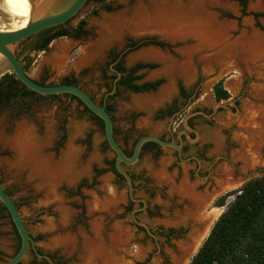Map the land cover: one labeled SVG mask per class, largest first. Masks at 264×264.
<instances>
[{
  "label": "rangeland",
  "instance_id": "1",
  "mask_svg": "<svg viewBox=\"0 0 264 264\" xmlns=\"http://www.w3.org/2000/svg\"><path fill=\"white\" fill-rule=\"evenodd\" d=\"M138 1L147 0H102L100 4L87 1L65 25L70 32L79 21H83L84 34L78 40L60 37L52 40L46 46V51H20L23 47L31 46V42L25 40L18 45L16 51L22 69L37 83L51 86L62 84L63 79L74 80L75 86L86 91L97 105L104 96H111L106 99V103L110 107L114 139L128 153L134 142L147 134H160L167 138L169 133L172 137L184 130L189 139L193 137L191 142L186 140L188 144L185 151L179 155H175L170 148L161 147L156 151L143 149L136 163L123 167L131 177L133 197L144 200L149 209L135 212L134 219L147 226L155 237L152 239L141 227L133 223L130 212L138 208V205L128 201L124 181L116 178L110 170L109 164L114 156L105 144L102 128L76 99L67 95L33 94L1 103L0 131L4 135H12L18 124L26 122L33 128L34 135L44 137L49 122L53 133L52 140L50 146L44 147L43 154L47 153L58 159L67 144H70L74 153L76 152L72 159L74 165L58 173L57 196L70 217L68 226L64 228L59 224L60 213L55 207L43 203V194L33 190L32 185L23 177H17L2 165L5 160L11 158V153L0 146V183L16 206L27 232L34 240L35 248L40 254L49 256L54 264H86L78 250L63 249L55 242V238L66 234L78 236L80 232L89 233L94 224L103 227L102 233L106 237L119 230L121 234L127 232L129 239L120 264H171L170 251L176 252L171 241L185 240L189 232L185 243L194 241L197 239L195 230L198 224L205 222L203 232L206 223L210 221L203 240L233 196L227 195L221 207L214 206L216 199L238 189L242 183L264 174V146L248 151L235 140L240 116L242 118L247 108L252 107L254 117L261 118L264 122V72L261 70L226 68L225 71H221L220 67L204 70L199 62L201 51H195L193 70L191 69L187 76L181 75L176 70L181 58L179 50L191 45V41L172 42L156 34H146L139 38L124 35L119 42H113L103 49L99 58L89 64L77 66V62L84 57L86 48L99 40L98 29L103 21L107 23L106 30L110 28L111 30L107 31L113 33L116 25L106 21L130 11ZM221 3L223 7L216 8L215 12L222 22L233 25L229 32L232 40L242 34L246 38L255 34L244 29L245 25H249L244 17L240 20L239 30L235 33V18L250 17L253 14L264 16L262 0H246L243 8L230 0H221ZM254 4H259V9H254L252 7ZM259 22L263 26L264 18H259ZM146 37L160 42L162 49L148 43L136 46L140 39ZM129 40L135 43L134 49L119 51ZM149 49L157 50L165 59L131 61L138 59L133 56ZM119 52L123 53L121 65L125 71L136 64L145 66L136 71L135 76L138 79L132 84L140 86L144 83H155L152 89L132 91L127 87L118 86L114 93L116 78L113 80L106 78L111 74L107 65V55ZM56 54L61 55L57 63L53 60ZM218 81L222 82L229 96L228 100L218 102L221 107H215L217 103L214 102L212 94V86ZM110 87L112 89L108 91ZM180 90L189 96L186 102L179 96ZM110 92L112 93L109 94ZM172 106L178 110L169 117L165 112ZM196 112H201L204 116L194 114L188 118L190 123L186 121V125L194 130L197 136L182 125L185 116ZM29 134L32 135L27 131L25 134L27 138ZM176 139L177 136H174L172 140L176 142ZM160 163L164 164L169 173L179 172L175 179L176 183L187 173L189 182L197 183V192L195 185H192L196 194L206 196V193L198 192L208 190L207 193L211 196L220 191L218 181L227 170L238 184L221 190L216 198L208 200L200 210L198 222L181 224L175 221V217L186 210L189 201L181 199L175 193L173 195L171 187L169 188L163 181L157 182L158 180L153 179L151 175L153 169L163 167ZM108 187L113 189L108 190ZM112 196L115 198H111ZM106 199L113 200L115 206L117 202L115 210L108 211L111 209L109 206L106 207V204L110 200ZM103 201L105 202L102 203ZM125 205L130 207L128 212L121 210ZM47 225L52 228L46 229ZM188 225L191 226V231ZM169 230L171 236L167 234ZM173 237L175 238L171 239ZM202 240L200 239L194 250ZM18 245L19 240L9 217L0 206V264H7ZM18 264L47 263L28 250Z\"/></svg>",
  "mask_w": 264,
  "mask_h": 264
},
{
  "label": "bare ground",
  "instance_id": "2",
  "mask_svg": "<svg viewBox=\"0 0 264 264\" xmlns=\"http://www.w3.org/2000/svg\"><path fill=\"white\" fill-rule=\"evenodd\" d=\"M220 7H223L221 0L138 1L130 11L106 21L116 25L113 33L107 31L110 28L106 30L107 23L103 21L98 29L99 40L86 48L85 55L77 62V66L89 64L99 58L103 49L113 42H119L124 35L139 38L146 34H156L172 42L191 41V45L179 50L181 58L176 70L181 75L190 74L195 51H201L199 62L204 70L220 67L221 71H225L226 68L236 67L244 71L261 70L263 73L264 39L255 33L249 38L242 34L239 38L232 40L229 32L233 25L222 22L215 12V9ZM252 7L259 9V4H254ZM60 57V54H56L54 62H59ZM139 57L146 60L165 59L154 49L143 51ZM251 109L252 107L247 108L242 118L240 116L235 138L248 151L264 146V122L261 118L254 117ZM27 131L32 134H29L28 138L25 135ZM34 134L33 128L26 122L18 124L12 135L7 136L0 131V146L11 153V158L5 160L2 165L17 177H23L29 185H32L33 190L40 191L43 194V203L52 205L60 213L59 224L65 228L68 226L70 217L57 196L58 173L74 165L72 159L76 152L74 153L70 144H67L58 159H54L50 154H43L44 147L50 146L52 140L53 133L49 122L44 137H37ZM248 139L250 141L247 142ZM223 175L218 181V190L223 191L237 186L238 183L229 175V172L225 171ZM152 177L167 183L173 193L189 201L186 210L175 217L176 222L182 224L198 222L201 216L200 210L207 195L194 193V188L186 179L182 180L180 185H176L163 167L153 169ZM108 206L110 209L114 208L113 200L108 201L106 207ZM204 224L205 222L202 221L195 230L197 239L185 243L180 255L174 257L175 264H181L184 256L199 240L204 232H202ZM51 228L50 225L46 226L48 230ZM120 232L121 230L113 232V235L106 237L102 233L100 224H94L89 233L80 232L78 236L66 234L54 240L65 250H78L86 264H120L129 239L127 232L122 234Z\"/></svg>",
  "mask_w": 264,
  "mask_h": 264
},
{
  "label": "water",
  "instance_id": "3",
  "mask_svg": "<svg viewBox=\"0 0 264 264\" xmlns=\"http://www.w3.org/2000/svg\"><path fill=\"white\" fill-rule=\"evenodd\" d=\"M87 1L88 0H0V77L6 73L12 74L24 89L31 91L36 95H67L73 97L90 114L101 121L105 144L114 156V170L116 174H118L123 179L129 200L131 202H139L142 204L141 207L135 208L130 212V217L134 224L141 227L145 231V233L152 239H155L154 235L149 232L145 224L134 219V213L143 211L146 208V202L142 199H136L133 197L134 188L132 185V180L130 175L123 167L132 165L138 161L140 152L145 143H153L158 147L170 148L174 150L177 155H179L182 147V139L180 135H184L186 140L191 142V140H189V138L187 137L186 131L183 130L177 134V143H175L172 139L169 141H165L153 135H143L134 142L130 154L126 155L114 139L112 119L106 112L104 105H97L82 89L72 84L47 86L36 83L26 75L16 56V51L20 43L45 29L65 24L82 9ZM151 41H153L151 38L146 37L140 39L136 43V46L149 43ZM154 47L158 48L157 46ZM118 78L119 73H117V77L115 80H117ZM111 93L112 92H110L109 94ZM215 107H221V105L217 103L215 104ZM214 110L215 109H213V111ZM194 114H200L204 116V114L201 112L187 115L183 118L182 125L186 130L193 132L195 136H197V133L194 130L188 128L186 125L187 119ZM171 120L172 118H170V121ZM218 192L221 193V191ZM218 192L213 193L205 201V203L214 197L216 198V196L219 195ZM0 204L6 211L19 240L18 249L7 261V264H18L28 250H30L35 257L44 260L47 264H54L49 256L40 254L35 248L33 238L27 232L24 221L19 216L16 206L3 189L1 183ZM208 224L209 222L206 223V228L203 234L200 236L199 240L193 244V246L191 247L192 249L184 256L183 262L181 264H189L191 258L197 252L198 248L209 233L207 232L206 237L202 240L205 231L208 229ZM188 226L191 231V226ZM189 234L190 232L188 233V236ZM188 236L184 238L185 240H179L175 242L171 241V244L176 249V252H174L173 250L170 251L171 264H175L174 257L180 255L181 248L187 241ZM174 238L175 237L171 239ZM200 239L202 240L201 244L196 250H194ZM156 253H158V250Z\"/></svg>",
  "mask_w": 264,
  "mask_h": 264
},
{
  "label": "trees",
  "instance_id": "4",
  "mask_svg": "<svg viewBox=\"0 0 264 264\" xmlns=\"http://www.w3.org/2000/svg\"><path fill=\"white\" fill-rule=\"evenodd\" d=\"M89 1H94L95 4L102 3V0ZM235 1H238L242 8L245 6L246 0ZM262 1L264 3V0ZM82 26L83 21H79L74 37L83 34ZM47 32L43 31L35 36L36 38H43V41L37 47L45 48L52 40L68 36L66 30H60L46 36ZM148 44L162 47L161 43L154 40ZM143 67L145 66L137 64L131 72ZM119 70L122 71L123 68L119 67ZM137 79V77L129 75L126 78L125 86L134 91L149 90L155 86V83H145L140 86L133 85L132 82ZM212 94L216 103L229 97L221 81L212 86ZM27 95H33V93L24 89L12 74L6 73L0 77V105L13 98ZM105 110L109 113L108 109L105 108ZM90 115L102 128L101 121L92 114ZM148 144L151 143H145L142 149ZM152 146L155 145L152 144ZM110 164L112 172L116 174L112 165L113 162ZM229 194L233 196L232 200L226 204L225 209L212 225L207 237L191 258L189 264H264V174L246 181L234 191L221 195L214 202V206H223L225 198Z\"/></svg>",
  "mask_w": 264,
  "mask_h": 264
},
{
  "label": "flooded vegetation",
  "instance_id": "5",
  "mask_svg": "<svg viewBox=\"0 0 264 264\" xmlns=\"http://www.w3.org/2000/svg\"><path fill=\"white\" fill-rule=\"evenodd\" d=\"M89 1V0H88ZM230 1H234L235 3H237V5L239 6V7H242L241 5H239V3H238V1H235V0H230ZM172 2V1H171ZM92 4H95V2L94 1H92ZM262 4H264L263 3V1H262ZM245 18V19H247V20H249V22H250V24L249 25H245L244 26V29L246 30V32H251L252 30H254V31H256L257 33H259V35L264 39V25L262 26V25H260V22H259V18H264V16H258V15H256V14H253V15H251L250 17H247V16H238V17H236L235 19H236V23H235V27H236V31H235V33L237 32V30H239V25H240V20L242 19V18ZM68 22V21H67ZM66 22V23H67ZM66 23L65 24H63V25H60V26H57V27H53V28H49V29H45V30H43V31H48L47 33H46V36H48V35H50V34H53V33H55V32H57V31H60V30H66V32L68 33V36H62V37H64V38H71V39H74V40H78L83 34H84V32H83V34H78V36H76V37H74V35L76 34V26H77V24L71 29L72 31H68V29L66 28ZM81 30L83 31V29L81 28ZM43 31H41V32H43ZM41 32H39V33H41ZM37 35V34H36ZM36 35H34V36H32V37H30V38H28V39H26V42L27 41H30L31 42V46L29 47V48H21L20 49V51H39V52H41V51H46V47L45 48H39V47H37L38 45H40L41 44V42L43 41V38H36L35 36ZM60 38V37H59ZM135 38V37H134ZM160 43V42H159ZM80 46V44H78V47ZM134 47H135V43H133L131 40H129V41H127L126 43H125V45H124V47H123V49H121V50H119V51H129V50H133L134 49ZM160 50L162 49V47H158ZM113 51V50H112ZM122 55H123V53H121V52H119V53H110V54H108L107 55V65H108V68H109V70L111 71V74H110V76L109 77H106V78H108V79H111V80H113L114 78H116V76H117V73H119V78L116 80V82H115V91H114V93H116V90H117V87L118 86H124L125 88H126V78L130 75V76H132V77H136L135 76V73H136V71H138V70H140V69H138V70H135L134 72H131V70L137 65H135L133 68H131V69H129V70H127V71H125V69L122 67V65H121V60H122ZM141 65V64H140ZM119 67L120 68H123V70L122 71H120L119 70ZM232 68V67H231ZM233 68H236V67H233ZM142 69V68H141ZM238 69V68H237ZM238 70H240V69H238ZM136 81V80H135ZM66 82H71L72 84H74V85H76V83H75V81L74 80H69V79H63L62 80V82L61 83H66ZM134 82V81H133ZM132 82V83H133ZM145 84V83H144ZM214 85V84H213ZM197 86V85H196ZM195 86V87H196ZM112 88L110 87V89H108V91H110ZM83 90V89H82ZM132 90V89H131ZM84 91V90H83ZM107 91V92H108ZM132 91H134V90H132ZM91 99H92V97L86 92V91H84ZM179 96L181 97V99H183V100H185V102H186V100L189 98V96L187 95V93L186 92H184V91H182V90H180V92H179ZM70 97V96H69ZM107 98H111V96H104L103 97V100H101V103L99 104V105H104V107L106 108V109H108V111H109V113H110V107L107 105V103H106V99ZM229 99V97L226 99V100H228ZM226 100H223V101H226ZM92 101L94 102V100L92 99ZM221 102V101H220ZM95 103V102H94ZM177 110H178V108L177 107H175V106H172V107H170L169 109H167L166 110V112H165V114H167L169 117L170 116H172L174 113H176L177 112ZM232 113L234 112V111H231ZM108 113V114H109ZM240 113V112H239ZM110 115V114H109ZM187 122H188V124L190 123L189 122V119H187ZM172 127V126H171ZM172 130V129H171ZM264 130V129H263ZM250 132V131H249ZM248 132V133H249ZM189 134L190 135H192L193 136V134L191 133V132H189ZM174 136L176 137L177 136V133L176 134H174ZM174 136L172 135V137L174 138ZM171 137V134L169 133V135H168V137L167 138H164L163 136H160L159 138L160 139H162V140H165V141H169V140H171V139H173ZM180 137H181V139H182V147H181V150H180V153L181 152H184L185 151V148H186V144H188L187 143V141H186V138L184 137V135H180ZM189 140H193V137L191 138V139H189ZM175 143H177V139H176V142ZM152 144L153 143H151V144H148L144 149H148V150H156V149H158L159 147L157 146V145H155L154 147L152 146ZM123 150V149H122ZM143 150V149H142ZM123 152L125 153V154H127L128 152L127 151H125V150H123ZM173 152H174V154L176 155L177 153L173 150ZM113 162V161H112ZM113 165V164H112ZM109 167H110V170H111V164H109ZM112 171V170H111ZM114 174V173H113ZM115 175V177L116 178H119V179H121L122 181H123V179L120 177V176H118V174H114ZM240 177L242 176L241 174H238ZM243 176H245V175H243ZM232 178H233V175L231 176ZM236 181V180H235ZM192 184H194L195 185V183H192ZM208 191V190H207ZM207 193V192H206ZM209 196H210V193H207ZM206 194V195H207ZM209 196H207L206 197V199L207 198H209ZM127 199H128V201L129 202H131L130 200H129V198H128V195H127ZM136 199H140V198H136ZM206 199H205V201H206ZM205 201H203V204H204V202ZM132 203V202H131ZM133 203H135V202H133ZM136 204L138 205V208L139 207H141V203H139V202H136ZM202 204V205H203ZM0 206L2 207V205L0 204ZM147 206V205H146ZM3 208V207H2ZM129 209H130V207L128 206V205H125L121 210H122V212H128L129 211ZM3 210H4V208H3ZM145 211H149V209L146 207L145 209H144ZM143 210V211H144ZM5 211V210H4ZM116 216V215H115ZM15 232V231H14ZM16 233V232H15ZM167 234H170L169 236H171V230H169V232L167 233ZM51 259V258H50ZM44 261V260H43ZM46 263V262H45Z\"/></svg>",
  "mask_w": 264,
  "mask_h": 264
},
{
  "label": "crops",
  "instance_id": "6",
  "mask_svg": "<svg viewBox=\"0 0 264 264\" xmlns=\"http://www.w3.org/2000/svg\"><path fill=\"white\" fill-rule=\"evenodd\" d=\"M245 22L247 23V24H250V22H249V20H245ZM245 25V24H244ZM251 32H253V33H257L256 31H254V30H252ZM250 32V33H251ZM257 34H259V33H257ZM143 52V51H142ZM137 54V53H136ZM139 55H140V53L139 54H137V55H135V56H133V57H135V58H138V59H133V60H131V57H130V60L131 61H141V62H148V61H150V59L149 60H146V59H142V58H140L139 57ZM132 57V58H133ZM156 60V59H155ZM231 69V68H230ZM217 70L219 71V69L217 68ZM114 133V132H113ZM147 135H153V136H156V137H160L161 135L160 134H147ZM113 136H114V134H113ZM159 148H161V147H159ZM157 150V149H156ZM156 150H150V151H156ZM140 156V155H139ZM162 162V161H161ZM162 166H163V168L165 169V172L168 174V175H170V177L172 178V180H173V182L176 184V185H180V183L182 182V180H184V179H186L187 181H188V183L190 184V185H193L192 183H190L189 182V179H188V177H187V173L186 174H183V176L179 179V181L176 183L175 182V179L177 178V176H178V174H179V172L178 173H169V172H167L166 171V168H165V166H164V164L163 163H160ZM160 164H159V166H160ZM158 166V167H159ZM152 167H154V166H152ZM152 167H149V169L150 168H152ZM148 169V170H149ZM153 169V168H152ZM228 172H230L229 170H227ZM231 173V172H230ZM152 175V174H151ZM154 179V178H153ZM155 180V179H154ZM156 181V180H155ZM157 182H161V181H157ZM104 183V182H103ZM165 183V182H164ZM167 184V183H166ZM168 185V184H167ZM194 186V185H193ZM195 191L197 192V183H195ZM109 189L108 190H112L113 188L112 187H108ZM169 188H170V186H169ZM103 191H105V189H103ZM207 191V190H206ZM208 192V191H207ZM171 193L173 194V192H172V190H171ZM198 193H206V192H198ZM207 194V193H206ZM174 195V194H173ZM177 196V195H176ZM108 197V196H107ZM178 197V196H177ZM111 198H115L114 196H112ZM179 198V197H178ZM117 199V198H116ZM180 199V198H179ZM107 201L108 200H111V199H106ZM105 200V201H106ZM118 200V199H117ZM116 200V201H117ZM104 203V202H103ZM115 206V203L113 202V206L112 207H114ZM117 207V202H116V206H115V208ZM106 208V207H105ZM113 210H115L114 208H112L111 210H108L109 212L110 211H113ZM180 212V211H179ZM178 212V213H179ZM176 223V222H175ZM179 224V223H178ZM182 224V223H181ZM102 227V226H101ZM102 229H103V227H102ZM89 232V231H88ZM124 255V254H123ZM123 257V256H122ZM121 260V259H120Z\"/></svg>",
  "mask_w": 264,
  "mask_h": 264
}]
</instances>
